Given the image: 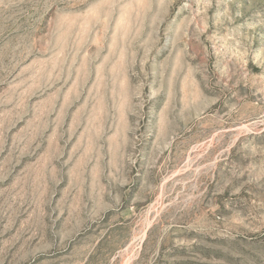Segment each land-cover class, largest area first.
Here are the masks:
<instances>
[{
  "label": "rangeland",
  "instance_id": "374dc122",
  "mask_svg": "<svg viewBox=\"0 0 264 264\" xmlns=\"http://www.w3.org/2000/svg\"><path fill=\"white\" fill-rule=\"evenodd\" d=\"M0 264H264V0H0Z\"/></svg>",
  "mask_w": 264,
  "mask_h": 264
}]
</instances>
